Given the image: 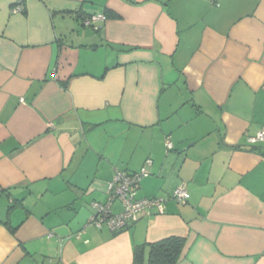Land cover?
<instances>
[{
	"label": "crops",
	"instance_id": "1",
	"mask_svg": "<svg viewBox=\"0 0 264 264\" xmlns=\"http://www.w3.org/2000/svg\"><path fill=\"white\" fill-rule=\"evenodd\" d=\"M217 3L0 0V264H132L169 237L177 264H264V142H247L264 127V0ZM147 160L136 197L182 187L186 203L89 224L114 173Z\"/></svg>",
	"mask_w": 264,
	"mask_h": 264
},
{
	"label": "built area",
	"instance_id": "2",
	"mask_svg": "<svg viewBox=\"0 0 264 264\" xmlns=\"http://www.w3.org/2000/svg\"><path fill=\"white\" fill-rule=\"evenodd\" d=\"M214 6H218L217 0H212ZM22 7L17 5L15 13H21ZM107 20L104 13L92 14L83 20V24L88 27H94L95 24ZM22 101V100H21ZM247 142L254 144L264 142V127L260 129L254 137H249ZM167 151L172 149V144L165 141ZM151 160H147L145 165L137 173H126L116 171L111 181L107 184V200L105 203L93 202L91 207L93 214L89 218V224L101 229L106 226L110 231L116 233L123 230L127 225L133 224L139 220L142 215H152L156 213L161 215L165 210V203L168 199L175 200L177 203L185 204L187 194L185 189L179 187L174 190L171 197H149L138 199L137 189L141 180L149 175L148 167ZM120 203L122 211L119 214H113L111 207L114 203Z\"/></svg>",
	"mask_w": 264,
	"mask_h": 264
},
{
	"label": "trees",
	"instance_id": "3",
	"mask_svg": "<svg viewBox=\"0 0 264 264\" xmlns=\"http://www.w3.org/2000/svg\"><path fill=\"white\" fill-rule=\"evenodd\" d=\"M184 245L185 239L169 237L155 243L135 246L132 264H177Z\"/></svg>",
	"mask_w": 264,
	"mask_h": 264
}]
</instances>
